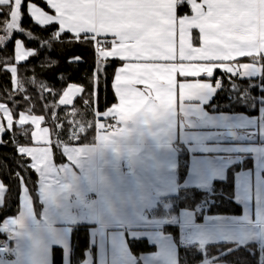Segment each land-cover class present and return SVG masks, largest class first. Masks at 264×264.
Wrapping results in <instances>:
<instances>
[{"label":"crops","instance_id":"crops-1","mask_svg":"<svg viewBox=\"0 0 264 264\" xmlns=\"http://www.w3.org/2000/svg\"><path fill=\"white\" fill-rule=\"evenodd\" d=\"M45 1L54 15L28 6L37 23H56L74 36H93L100 60L124 63L113 82L117 104L100 116L111 119L118 133L103 130L93 146L59 142L58 147L41 120L22 116L20 123L34 128V145L19 147L18 152L30 158L38 175L42 211L38 217L23 186L20 213L1 227L5 240L0 246L4 242L9 252L0 253V264H53L56 248L63 250V264H71L72 231L80 224L92 226L90 250L82 264H179V247L194 244L264 247V108L256 120L245 115L207 114L204 105L213 99L219 83L202 79L216 69L235 74L230 63L239 59L264 57V0H191L194 14L182 19L177 16L176 0ZM12 2L0 0V7ZM194 31L200 36L198 46L193 43ZM104 41H110L109 47L102 45ZM21 43L15 44L17 64L34 54ZM240 69L246 77L260 75L258 60ZM152 78L159 82L155 93L146 88H153ZM135 79L142 80L152 99L133 84ZM76 90L77 96L83 92L80 86ZM5 119L11 128L12 119ZM166 130L175 132L184 153L195 155L192 159L207 156L199 152L213 153L212 161L206 162L221 164L224 161H217L216 154H240L242 147L244 154L252 155L256 170L238 176L237 192L245 205L237 223H195L187 214L170 221L172 225L151 220L158 198L177 196L180 189L181 154L174 151ZM227 131L238 136L227 139L222 135ZM134 155L139 156L144 175L133 167ZM253 188L257 212L251 205ZM6 193L0 180V206ZM166 226L178 229V245L163 232ZM156 232L161 233L160 239ZM134 239L147 240L156 252L133 255L128 242ZM217 259L201 264H219Z\"/></svg>","mask_w":264,"mask_h":264},{"label":"trees","instance_id":"trees-1","mask_svg":"<svg viewBox=\"0 0 264 264\" xmlns=\"http://www.w3.org/2000/svg\"><path fill=\"white\" fill-rule=\"evenodd\" d=\"M190 2L176 0L179 19L193 16ZM13 4L0 7V110L8 108L12 119V126L8 128L0 111V180L7 188L4 204L0 206V241L5 240L1 231L5 220L15 218L20 213L23 186L29 191L38 217L42 211L38 175L31 166L30 158L18 152L19 147L34 145L33 126L30 123L21 124L22 116L39 118L41 126L51 130L53 140L62 144L95 145L98 117L117 104L113 82L117 70L124 64L119 60H100L93 36H74L62 31L56 23H37L30 16L28 6L33 5L54 15V10L45 0H24L21 31L15 32L9 39L6 30L11 21ZM17 41L34 52L21 64H17L15 59ZM193 43L196 46L200 44L197 31L193 33ZM104 47H109V44L105 43ZM252 60H258L260 75L257 77L243 76L241 71L232 74L217 69L214 72L211 82H219L220 88L214 92L213 99L204 105L207 114L245 115L251 120L259 117L260 110L264 108V57L242 58L234 63L241 67ZM71 85L80 86L83 92L71 106H62L60 98ZM199 154L214 157L213 153ZM248 156L234 153L224 157L231 165L221 179L214 181L211 192H208L186 185L191 159L195 155L190 152L179 155V193L174 197H159L157 208L152 211L150 218L172 225L170 221L187 214L195 223H237L244 215L245 205V200L237 192L238 176L241 173L253 174L256 170L255 160L252 155ZM216 157L219 159L223 154H216ZM256 194V188H253V212H257L258 208ZM199 207L207 209L198 212ZM91 229L92 226L87 224L73 227L71 264L85 261L86 253L90 250ZM162 230L178 245L179 232L176 227L166 226ZM128 244L135 256L156 252V247L147 240H129ZM214 258H218L216 263L219 264H264V248L261 250L253 244L206 247L194 244L179 248V264H201ZM53 264H63L62 249L53 250Z\"/></svg>","mask_w":264,"mask_h":264},{"label":"rangeland","instance_id":"rangeland-1","mask_svg":"<svg viewBox=\"0 0 264 264\" xmlns=\"http://www.w3.org/2000/svg\"><path fill=\"white\" fill-rule=\"evenodd\" d=\"M23 4H24V0H14L13 11H12V15H11V21L9 22L7 30H6V37L8 36L9 39L11 38V36L15 32L21 31V28H20L21 19H22L21 9H22ZM96 43H97V41H96ZM20 46L23 47L22 43L20 44ZM253 77H255V76H253ZM173 82L176 83L175 80H173ZM158 83H159L158 79L152 78L150 85L153 88H151V87H146V88H149L153 93H155V87L157 86ZM133 84L135 86H137L140 90H142L144 88V85L142 84V80L135 79ZM77 88H79V86L73 85L71 89L65 90V92L63 93V95L60 98V104L62 106H71L73 104L74 100L76 99V97L81 95L80 94L77 96V93H76ZM151 91H150V93H151ZM145 95L147 98H150L146 93H145ZM151 96H152V93H151ZM154 97H155V95H154ZM150 99H152V98H150ZM148 105H150V102H148L146 104L147 108H148ZM112 108L110 110H108L106 113L111 111ZM114 111H115V109H114ZM2 115L4 118L7 116L8 120H10V118H11L10 110L8 108L2 109ZM98 118L100 119V116ZM37 119L40 120L39 118H37ZM109 122H112V120L111 119H105V120L100 119L99 122H97L98 133H101L103 130H105V128L109 124ZM150 129L154 130L152 127H150ZM166 131H167L166 132L167 137H169V135H173V136L176 135L174 131H170V130H166ZM33 132H34V130H33ZM230 132L231 131H227L226 133H230ZM222 135L225 136V133H222ZM142 138L144 139V137H142V136L140 138L138 137L139 140H141ZM239 151H240V153L244 154L243 147ZM245 151L248 153L247 149ZM186 154H187V152H185V155ZM223 155L226 156V154H223ZM212 158H210L209 156L208 157L203 156V158L199 157V158H194L191 160V165H190V170H189L190 176L186 182L187 186L198 187L201 190L211 192L213 183L216 180V177L219 174V172H221V171L225 172L226 169L228 168V164H227L226 160L224 159V157H220L219 160H217V161H224L223 163L221 162V164L218 162H214V164L206 162V160L212 161ZM212 169L216 172V175L212 174V171H211ZM222 175H224V173L221 174L220 176H222ZM242 175H245V177L247 176V174L241 173L239 175V177H241ZM206 209H207L206 207H203V208L199 207L197 211H199V212H201L202 210L206 211ZM156 223H159V224L164 223L165 224L166 221L165 222L158 221ZM159 234H161V233H158V232L155 233V236L157 239H160L159 237H162V236H159ZM143 240H145V239H143Z\"/></svg>","mask_w":264,"mask_h":264},{"label":"water","instance_id":"water-1","mask_svg":"<svg viewBox=\"0 0 264 264\" xmlns=\"http://www.w3.org/2000/svg\"><path fill=\"white\" fill-rule=\"evenodd\" d=\"M205 80H212V75L209 74V75H206L203 77ZM148 96L151 97V93L148 89H144L143 90ZM238 135L235 133V132H230V133H225V136L226 138L228 139H233V138H236ZM169 139H170V142L173 146V149L176 153L178 154H183L184 151L182 149L181 146H179V144L177 143L176 139L174 138L173 135H169ZM59 144V141H54V145H58ZM139 144H140V148H141V151H144L145 150V139H141L139 140ZM59 147V145H58ZM131 163L133 165V167L140 172L141 175H144V170H143V167H142V164H141V161H140V158L138 155H134L132 158H131ZM254 254V252H252Z\"/></svg>","mask_w":264,"mask_h":264},{"label":"flooded vegetation","instance_id":"flooded-vegetation-1","mask_svg":"<svg viewBox=\"0 0 264 264\" xmlns=\"http://www.w3.org/2000/svg\"><path fill=\"white\" fill-rule=\"evenodd\" d=\"M235 62V61H234ZM230 63L231 64V66H233V68L235 69V72L237 73V72H240L241 71V69H240V66H239V64H235V63ZM217 70V69H216ZM215 70V71H216ZM221 70V69H220ZM214 71V72H215ZM223 71V70H222ZM214 72H211V73H209V74H211L212 75V80H213V78H214ZM226 72V71H225ZM229 73V72H228ZM208 74V75H209ZM204 76H206V75H204ZM202 79L203 80H205L203 77H202ZM213 83V82H212ZM219 83V82H218ZM218 83H216V84H218ZM220 84V83H219Z\"/></svg>","mask_w":264,"mask_h":264},{"label":"built area","instance_id":"built-area-1","mask_svg":"<svg viewBox=\"0 0 264 264\" xmlns=\"http://www.w3.org/2000/svg\"><path fill=\"white\" fill-rule=\"evenodd\" d=\"M0 252L7 253L8 251H7L6 247L1 246L0 247Z\"/></svg>","mask_w":264,"mask_h":264}]
</instances>
